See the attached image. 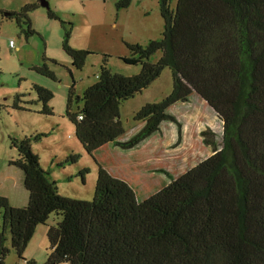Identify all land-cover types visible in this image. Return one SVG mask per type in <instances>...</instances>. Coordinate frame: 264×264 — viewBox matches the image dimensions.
Masks as SVG:
<instances>
[{
    "label": "trees",
    "instance_id": "16d2710c",
    "mask_svg": "<svg viewBox=\"0 0 264 264\" xmlns=\"http://www.w3.org/2000/svg\"><path fill=\"white\" fill-rule=\"evenodd\" d=\"M168 1L161 6L162 39L147 45L126 43L130 55L122 60L139 65V74L119 75L103 65L97 81L81 96L70 87L66 116L87 154L93 156L109 143L129 152L148 142L166 120L179 129L180 123L166 112L196 94L221 119V143L216 133L204 129L201 136L212 155L177 178L157 170L169 183L144 201L126 181L97 163L94 197L87 201L59 192L58 182L32 150V136L11 138L18 154L10 164L23 172L29 200L19 208L0 194V264L10 252L6 233L23 259L39 225L48 226L49 258L44 264H264V0H178L174 10ZM130 3L120 0L116 7ZM36 8L26 5L9 16L26 38L35 32L29 16ZM48 15L57 19L53 11ZM70 33L63 50L72 67L82 69L91 52L72 49ZM157 52L160 58L151 62ZM165 68L173 76L171 93L137 111L134 120L142 126L122 140V105ZM35 70L55 78L45 63ZM33 89L42 105L38 113L53 116V92L38 84ZM74 104L78 109L72 112ZM14 107L31 111L17 102ZM181 138L178 135L175 145ZM77 160L72 154L65 162ZM87 172L79 171L83 182ZM52 215L58 219L55 226L47 224ZM24 262L37 264L33 259Z\"/></svg>",
    "mask_w": 264,
    "mask_h": 264
},
{
    "label": "rangeland",
    "instance_id": "374dc122",
    "mask_svg": "<svg viewBox=\"0 0 264 264\" xmlns=\"http://www.w3.org/2000/svg\"><path fill=\"white\" fill-rule=\"evenodd\" d=\"M40 1L0 0V194L8 198L12 206L24 207L29 193L24 187L23 172L10 164L18 154L11 145V138L32 136V150L39 157L42 167L50 171L51 177L58 182L59 192L67 198L87 201L94 197L97 163L108 168L115 178L117 174H122L120 176L125 177L137 199L144 201L166 187L169 179L147 172L146 166L139 163L141 158L154 154L149 165H164L162 167L176 178L185 173L188 166H196L212 154L211 147L205 144L200 147V139L189 134L192 130L196 131L199 124L210 126V115L201 118L203 109L197 108V105L205 103L196 94L188 102L173 104L166 112L180 123V134L178 124L169 119L137 153L115 151L113 145H108L96 150L93 156L87 154L75 136L74 124L66 116L69 89L74 85L76 95L84 94L97 81L103 65L115 74L138 75L139 65L130 66L122 60L130 55L126 43L147 45L152 40L162 39L165 30L161 9L163 0H132L127 8L120 10L116 7L120 0H47L49 9L40 6ZM177 1H168L170 10L175 9ZM32 4L37 5L29 16L35 32L26 38L22 27L9 16ZM49 10L55 13L57 19L49 17ZM23 27L27 28L24 23ZM68 31H71L68 42L72 49L91 52L82 69L73 68L72 59L63 50ZM160 56L161 52H157L151 62H157ZM44 63L53 71L54 80L35 70ZM172 81L171 70L165 68L147 89L124 102L120 111L124 124L123 138L131 137L135 129L142 125L134 120L135 113L143 106L168 96L172 91ZM35 84L53 92L49 102L53 116L38 113L42 105L33 89ZM16 102L31 111L16 109ZM79 106H82L81 102ZM76 109L78 105L74 104L71 111ZM185 129H188L186 134ZM214 129L219 144L221 122L218 121ZM178 135L182 138L175 145ZM72 154L78 155L77 162L66 163L65 159ZM83 169H88L84 182L79 174ZM57 222L56 215H52L47 224L55 226ZM1 224L0 218V230ZM47 231L46 225L36 228L23 252V259L11 248V235L7 232L6 247L10 252L4 264H25L24 259H33L37 264L46 263L50 247Z\"/></svg>",
    "mask_w": 264,
    "mask_h": 264
},
{
    "label": "crops",
    "instance_id": "0c3cea01",
    "mask_svg": "<svg viewBox=\"0 0 264 264\" xmlns=\"http://www.w3.org/2000/svg\"><path fill=\"white\" fill-rule=\"evenodd\" d=\"M199 97V96H198ZM199 99H201V98H199ZM201 101H203L205 104H201L202 106H203V108H202V106H200V105H197V108H201V109H203V113L201 114V118H203V115H205V116H207V114L208 115H210V117H211V120L209 121L210 122V126L208 127L205 123H204V125L203 124H199L198 125V127L196 128V131L195 130H192L189 134H190V136H196V137H198L199 139H200V147H201V145H204V141H203V137L201 136V132L205 129H210L212 132H214V133H216L215 132V124L216 123H218V121L219 122H221V125H222V129H223V123H222V121H221V119L216 115V112L210 107V106H208L207 104H206V102L204 101V100H202L201 99ZM178 104V103H177ZM205 120V119H204ZM142 124V123H141ZM203 125V126H202ZM142 125H140L138 128H136L135 129V131H134V133L131 135V137L139 130V128L141 127ZM188 132V129H185V131H184V133L186 134ZM217 134V133H216ZM155 136V135H154ZM153 136V137H154ZM152 137V138H153ZM130 138V137H129ZM128 137L127 138H123L122 137V140H126V139H129ZM151 138V139H152ZM150 139V140H151ZM186 139V143H187V138L185 137L184 138V140ZM191 139H193V138H191ZM149 140V141H150ZM148 141V142H149ZM147 143V142H146ZM146 143H144V144H142L140 147L142 148H144V146H146ZM108 145H112V144H107V145H105V146H108ZM197 145H199L198 143H197ZM205 146V145H204ZM140 147L138 148V149H135V150H132V151H136V153L138 152V151H140ZM114 149H115V151H116V149H118V148H115L114 147ZM132 151H126V153L127 154H132ZM125 153V154H126ZM174 153V152H173ZM213 153V152H212ZM134 155V154H133ZM132 155V156H133ZM212 154H210V156H211ZM153 157H154V154H151V155H149V156H147V157H145L144 159L143 158H141L140 160H139V163L140 164H143V166H146V171L147 172H153V173H157L158 174V172H157V170L159 171V170H165L162 166H164V165H162V166H158V165H156V166H152V165H149V163L150 162H152V159H153ZM201 161V160H200ZM199 161V162H200ZM104 166V165H103ZM194 166H191V167H189L188 166V168H186L187 170L188 169H191V168H193ZM107 170H109L108 168H107ZM166 171H168V170H166ZM169 172V171H168ZM118 173H120V172H118ZM171 174V173H170ZM181 174H184V172L183 173H180L179 175H181ZM115 175V174H114ZM120 175H122V174H117L116 175V177L118 178ZM158 175H160V176H163L162 174H158ZM178 175V176H179ZM115 177V176H114ZM164 178H165V176H163ZM177 178V177H176ZM119 179H121V180H125V177L123 176H120V178ZM126 182H127V180H125ZM128 183V182H127ZM129 184V183H128ZM28 200H29V198L26 200V203L24 204V206L25 205H27V203H28ZM16 207H19V206H16ZM21 207V206H20Z\"/></svg>",
    "mask_w": 264,
    "mask_h": 264
},
{
    "label": "water",
    "instance_id": "95a60500",
    "mask_svg": "<svg viewBox=\"0 0 264 264\" xmlns=\"http://www.w3.org/2000/svg\"><path fill=\"white\" fill-rule=\"evenodd\" d=\"M40 6L46 8V9H49V4H48L47 0H41Z\"/></svg>",
    "mask_w": 264,
    "mask_h": 264
}]
</instances>
